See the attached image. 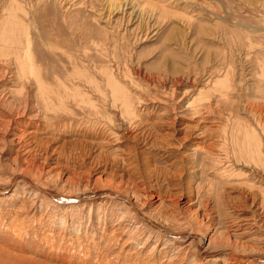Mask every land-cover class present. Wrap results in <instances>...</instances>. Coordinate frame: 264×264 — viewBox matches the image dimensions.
<instances>
[{
    "label": "rangeland",
    "instance_id": "1",
    "mask_svg": "<svg viewBox=\"0 0 264 264\" xmlns=\"http://www.w3.org/2000/svg\"><path fill=\"white\" fill-rule=\"evenodd\" d=\"M14 16L30 34L34 69L42 82L39 86L30 77L24 87L31 88L35 114L54 128L36 135L40 152L34 153L54 170L53 180L63 174L73 184L94 180L92 169L102 166L110 178L125 183L147 184L144 175L150 171L153 183L166 191L171 175L181 170L175 165L179 151L167 136L165 116L150 107L171 91L170 99L188 115L184 122L192 130L185 132L195 133L191 141L199 145L187 152L215 148L207 163L199 158L197 175L187 181L201 199L212 190L215 197L221 186L217 174L226 166H218L213 156L229 142L227 125L235 127V139L247 135L248 140L263 139L264 146V113L253 109L264 102V0H0V27L9 30ZM20 49L24 55L26 44ZM177 82L181 84L173 88ZM21 89L9 84L11 100L28 98L25 89L18 94ZM209 100L221 110L213 116L217 121L201 122L195 130L190 108L207 106ZM240 161L231 162L228 171L239 173ZM62 186L60 190L70 188ZM40 239L27 238L26 245L41 252L24 250L28 261H18L13 257L20 254L17 242L4 238L13 257L8 263L62 264L49 258L53 248L70 258L58 235L54 245L49 243L53 248Z\"/></svg>",
    "mask_w": 264,
    "mask_h": 264
},
{
    "label": "bare ground",
    "instance_id": "2",
    "mask_svg": "<svg viewBox=\"0 0 264 264\" xmlns=\"http://www.w3.org/2000/svg\"><path fill=\"white\" fill-rule=\"evenodd\" d=\"M19 24L21 21L14 16L9 30L0 27V243L4 246L0 247V264H9L11 256L4 238H11V244L17 242L14 248L20 254L13 256L15 260L28 261L22 251L39 249L27 246V238L39 236L49 244L55 235L64 239L60 244L70 258L54 251L53 243L47 253L62 264H264L263 139L248 140L245 135L237 140L235 127L227 125L228 132L224 130L230 137L223 143L224 152L213 151L216 163L226 166L217 174L221 186H216L215 197L212 190L201 199L187 181L197 175L199 158L201 162L210 158L215 148L209 145L199 147L201 152L193 155L187 152L189 147L199 145L191 141L195 133L187 135L192 130L184 122L188 115L176 106L175 99H170L174 92L169 91L150 107L165 116L170 130L167 136L176 141L171 146L179 151L175 165L181 170L171 175L166 191L153 183L155 176L150 171L144 172L147 184L133 179L125 183L120 177L110 178L111 172L102 166L92 169L93 181L89 177L73 184L64 174L53 180L54 170H48L46 162L37 161L34 154L39 151L36 135L54 128L41 121L30 103V77L35 76L39 86L42 82L35 73L30 34ZM24 35L26 39L21 42ZM24 43L27 49L23 55L20 48ZM9 84L25 89L28 98L22 104L11 100ZM180 84L177 82L173 88ZM23 89L18 94L23 95ZM206 104L190 108L195 130L201 122L217 121L213 116L220 114L211 100ZM253 109L264 113V102ZM163 141L167 145L165 138ZM186 143L189 145L185 148ZM238 159L243 161L240 171L231 173L228 168ZM63 183L74 191L60 190Z\"/></svg>",
    "mask_w": 264,
    "mask_h": 264
}]
</instances>
